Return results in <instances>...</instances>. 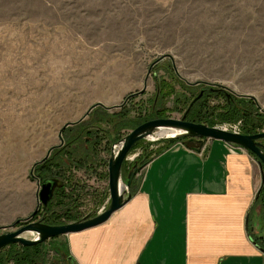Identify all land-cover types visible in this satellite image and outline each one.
Returning a JSON list of instances; mask_svg holds the SVG:
<instances>
[{"label":"rangeland","instance_id":"rangeland-1","mask_svg":"<svg viewBox=\"0 0 264 264\" xmlns=\"http://www.w3.org/2000/svg\"><path fill=\"white\" fill-rule=\"evenodd\" d=\"M220 91L253 102L264 115V0H0V202L9 208L21 197L38 199L48 179L58 182L54 196L59 193L63 181L37 178L36 167L77 129L97 126V159L83 168L66 159L71 167L61 173L72 184L66 193L77 196L74 222L99 215L110 203L113 148L147 122L189 121L201 99L203 117L215 119L227 107ZM210 127L245 134L246 123ZM170 145V139L147 138L134 146L123 182L136 165L142 171L125 197L143 181V159ZM57 172L54 166L49 176ZM262 193L264 185L250 230L264 251ZM37 203L35 212L1 227L0 235L27 220L45 223ZM64 237L44 249L59 251ZM46 253L52 261L55 255Z\"/></svg>","mask_w":264,"mask_h":264},{"label":"crops","instance_id":"crops-1","mask_svg":"<svg viewBox=\"0 0 264 264\" xmlns=\"http://www.w3.org/2000/svg\"><path fill=\"white\" fill-rule=\"evenodd\" d=\"M205 147L207 156L193 144L168 146L144 168L126 206L62 238L59 251L46 248L55 257L45 264H264L250 230L264 185L256 156L221 141ZM37 201L0 202V228L35 212Z\"/></svg>","mask_w":264,"mask_h":264},{"label":"water","instance_id":"water-1","mask_svg":"<svg viewBox=\"0 0 264 264\" xmlns=\"http://www.w3.org/2000/svg\"><path fill=\"white\" fill-rule=\"evenodd\" d=\"M163 128L173 129L179 132L173 137L158 138L159 140L186 139V145L193 144L198 146L199 149L196 150L202 152L204 156H207L209 152V149L205 147L206 142L209 140L221 141L229 145L243 148L256 156L264 175V132L256 135L231 133L218 127H210L206 124H197L186 121V117L182 120H153L132 131V133L116 146L118 147L117 150L115 147L113 148L108 165L109 188L111 195L108 208L97 216H88L81 221L66 225L51 226L45 224L44 221L31 223L27 220L25 222L26 224L17 231L0 235V252L14 245L31 247L44 244L49 240L84 232L109 221L113 214L122 209L132 200L133 195L128 193L127 197H125V193H127L132 187L133 180L137 174L142 171V167L136 165L132 173L129 175L128 181L126 183L123 182V167L129 153L137 143L150 136H154V134H157V132ZM158 139L156 138V140ZM121 184L126 187V190H123ZM57 186L58 182L52 179L45 180L42 183L38 193L39 205L45 208L49 205L54 198ZM260 194L261 192L258 197ZM15 227L16 226H13V228ZM28 234H34L36 238H28Z\"/></svg>","mask_w":264,"mask_h":264},{"label":"trees","instance_id":"trees-1","mask_svg":"<svg viewBox=\"0 0 264 264\" xmlns=\"http://www.w3.org/2000/svg\"><path fill=\"white\" fill-rule=\"evenodd\" d=\"M220 94L227 98V107L220 114L215 115V119L203 117V111L206 107L203 99L198 101L193 109L195 112L191 113L189 121L193 123L201 124L206 123L209 126H215L219 121H238L244 120L246 127L244 128V133L247 135L259 134V130L264 128V115L259 114L258 110L253 106V102L242 98H235L225 91H220ZM102 108H97V112H102ZM153 120V119H152ZM99 122L108 123L107 120L99 119ZM82 124L77 126L80 127ZM93 133V130L86 127H80L69 137L63 147L56 148L53 150L50 158L46 159L44 162L39 164L35 169V175L39 179H47L49 177H54L55 179L60 178L63 181V188L56 193L53 200L49 205L43 208L45 223L47 225H61L64 221L74 222L77 221V211H75L76 205L73 200L77 197L74 193H66L67 189L72 186L71 182H68L65 175L61 173L62 170L68 169L69 165L66 163V159L70 162H74L76 167L83 168L86 164L87 159H91L92 156L97 159L98 150L97 146L101 145L99 143V133ZM89 137H92L90 139ZM92 140V141H90ZM177 142H186L185 139H175L170 140V144ZM189 146V145H188ZM161 152V151H160ZM159 152V153H160ZM151 159V158H150ZM150 159H143V164L149 163ZM149 161V162H148ZM54 166L59 167V172L56 175L49 176L52 172ZM71 167V165H70ZM73 202V203H72ZM259 203L264 206V193L262 197L258 200ZM38 213L36 214V216ZM22 224L19 222L17 225ZM253 240L257 243L255 238ZM259 246L260 244L257 243ZM57 251V250H56ZM55 251V252H56ZM47 253L44 249V244H39L31 247H22L19 249L17 245L11 246L9 249H4L0 252V264H45ZM73 264V263H72Z\"/></svg>","mask_w":264,"mask_h":264},{"label":"bare ground","instance_id":"bare-ground-1","mask_svg":"<svg viewBox=\"0 0 264 264\" xmlns=\"http://www.w3.org/2000/svg\"><path fill=\"white\" fill-rule=\"evenodd\" d=\"M177 132H179V131H176V130H173V129H164L163 128V129H161L159 131V133L157 134L156 137H158V138L173 137ZM156 137L155 136H150L149 139L155 140ZM121 187L123 188V190H126V187L124 185H122ZM27 237L36 238V236L34 234H28Z\"/></svg>","mask_w":264,"mask_h":264}]
</instances>
